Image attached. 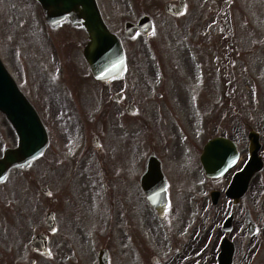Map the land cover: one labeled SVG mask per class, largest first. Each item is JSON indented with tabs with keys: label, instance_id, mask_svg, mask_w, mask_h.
<instances>
[{
	"label": "flooded vegetation",
	"instance_id": "flooded-vegetation-1",
	"mask_svg": "<svg viewBox=\"0 0 264 264\" xmlns=\"http://www.w3.org/2000/svg\"><path fill=\"white\" fill-rule=\"evenodd\" d=\"M245 2L247 5L242 0H168L164 11L177 19L176 39L174 28L168 26L165 43L161 44L163 56L155 47L159 42L142 43L149 49H155L150 71L141 73L144 75L142 78L145 81L154 78L153 86L158 88L155 92L158 97L165 96L169 102L177 98V106L173 100L170 107L178 108V121L167 128L168 133L172 129L177 135L171 140L167 136L174 143V152L162 153L159 144L151 145V151L159 157L168 181L170 200L166 206L148 201L122 208L121 203H117V148H114V153H108L105 142L110 123H101L100 116L106 109L109 116H116L120 108L127 111L133 102L127 98L133 90L130 82L120 86L117 95V92L106 90V85L110 87L115 79L107 83L91 74L92 79L103 86L101 90L84 95L86 99L83 102L77 87L87 84L85 72L81 76L71 73L70 65L73 60L78 65L85 63L91 72L85 58L88 33L70 22L60 24L83 31L81 39L71 45L66 58L63 57L65 50L61 49L56 38L52 45L45 39L50 44L57 71L50 73L45 82L38 80L34 90L31 87L27 90L23 80L19 82L40 113L50 142L39 159L28 167L13 168L7 180L0 183V264H221L219 256L222 254L223 259L224 253V264H264V201L260 206L256 205L255 196L249 201L248 190L235 204V198L226 194L234 175L246 165L248 155L243 157L241 153L236 166L221 177L208 176L200 161L203 150L200 141L205 145L219 135L211 134L218 129L214 126L218 110H222V105L218 106V97L228 98L235 92L240 93L235 84L243 87L244 82L253 81V64L259 70L256 76L264 69V62L262 67V58L258 55L259 48H245L254 45L255 36L264 35L263 4L262 1L255 4L254 0ZM143 3L144 0H117V16L138 19L148 15L155 25L161 8L158 0H150L148 5ZM172 5L178 6V13L167 10ZM255 22L263 26L254 28L251 36L249 27L253 28L250 24ZM52 29L55 28H50L47 38L52 37ZM151 34L140 33L139 36L149 37ZM73 46L82 47L84 59L71 58ZM170 54L176 58L169 57ZM123 88L125 92L121 90ZM203 91L209 92L208 97L216 92L218 97L208 105L205 103L208 99L200 100ZM240 91L243 96L247 94L246 88ZM192 100L194 112L190 113L187 111ZM48 104H51L49 109ZM8 129L12 143H15L17 135ZM219 132L229 137L221 124ZM114 133L117 134L116 131ZM75 137L79 139L78 143ZM84 140L87 146L82 148ZM234 140L240 148L241 139ZM168 147L170 145L167 144L165 148ZM187 147L194 154L187 152ZM246 151H249V143ZM184 152L194 159L198 156V163L191 164L194 181L198 183V188H191L198 193L195 203L174 202L171 197L177 191L184 193L185 185H172L165 164L169 157H174L183 167L181 158ZM112 157L116 159L112 160ZM45 159L50 164V172L54 173L48 194L40 185L41 179L37 174L26 175L35 164ZM57 161L65 165L61 178L56 172ZM139 163L143 166L138 176L140 181L147 162L144 159L136 165ZM81 169L82 179L77 182ZM8 180L10 185L3 186ZM77 184L80 187L75 193L73 189ZM36 188L49 196L48 203L42 202ZM214 190L221 192L220 203H228L227 217L232 216L228 228H225V220L219 218L223 212L217 213L210 206ZM93 204H97L99 209ZM158 208L163 210V214ZM48 213L50 228L46 222ZM38 236L44 238V242L34 243ZM225 238L227 241L223 247Z\"/></svg>",
	"mask_w": 264,
	"mask_h": 264
},
{
	"label": "rangeland",
	"instance_id": "rangeland-1",
	"mask_svg": "<svg viewBox=\"0 0 264 264\" xmlns=\"http://www.w3.org/2000/svg\"><path fill=\"white\" fill-rule=\"evenodd\" d=\"M99 1L108 24L114 31H117V33L122 35V23L125 18L117 16V0ZM167 1L168 0H158V4L161 7H159L160 10L158 9L160 14L155 20V29L149 37H142L138 35L133 39L125 40V45L130 59V69L128 73L124 75V78L120 79L121 82H119V80H115L112 82L110 87L106 85L107 91L112 90L113 93L116 91L118 93L120 86H124L127 81H129L133 90L129 93L127 98H130V100L137 102L138 104V110L134 114L127 113L124 108H117L120 112L117 111L116 116L113 114L109 116L107 109L100 116L101 123H110L108 126L110 131L105 142L108 153H114V148H117V203L120 202L122 208H127L133 203L135 207V205L147 201L142 193L138 179L143 166L140 165V163L139 165H136V162L141 161L142 158L144 159V157L150 153L151 145L153 143L159 144L160 152L162 153H166L167 151L169 153L174 152L172 151L174 143L169 141V139L171 140L176 138L177 135L176 133L174 135V130L172 129H170L168 133L167 128L170 124L178 121L176 114L178 108L170 107L172 102L174 103L177 98H174L172 99V102H169V99L165 96L158 97L155 93L158 88L157 86L155 87V85L153 86L154 78H149L148 81H145V78H142L144 77V73L147 74L148 71H150L149 65L152 62V58H154L153 52L155 51V49H149L147 45L145 47L142 43H149L153 41L155 44L159 42L160 44H156L157 46L155 47L159 48V52L161 53L162 46L165 43L166 30L168 26H172L174 28L173 35L175 39L177 36V19L167 15L164 11V5ZM242 1L245 5H247L245 1L249 0ZM254 1L255 4L258 1H262L264 12V0ZM143 4H150V0H144ZM39 12V7L35 0H0V52L2 58L16 79L26 82L27 90H30L31 88L34 90L37 86L38 80L45 82L50 73H53L55 70L57 71V66L55 67L54 65V55L50 52V44H53L55 38L61 49L65 50V55L63 57L66 58L67 56L69 57L71 45L81 39V33L83 32L81 29L72 28L67 24H65V26L59 25L55 29L51 30L52 37L47 38L44 31V17L40 18ZM41 15H43L42 12ZM250 26H254L253 28L249 27V34L253 36L252 33L254 28L261 29L263 24L261 25L258 22H255V24L251 23ZM45 39L48 40L50 44ZM263 40L264 35H260L259 38L257 35L255 36V42H253L254 45L245 47L249 50H252L256 46L259 48L258 55L262 58L260 59L262 67L264 62ZM72 49V59H84L81 53L82 47L81 49H78L73 46ZM129 51L131 54H129ZM250 56L255 57V54H251ZM169 57L176 58L173 54H170ZM253 61L255 62V60ZM252 67H255V77H252L253 81H247V84L244 82L243 87L235 84V87H238L240 93L235 92L234 95L232 94L227 99L226 104L223 105V109L221 112L219 111L220 113H218L216 124L214 126V128L217 126L218 129L216 132H211L212 135L222 134L219 132L221 124L223 126V131L226 130L230 137L241 139L239 149L242 151L243 157H245L248 153L246 151L249 143L248 133L252 129L262 133V141L264 144V69H262V72L256 76L259 73L258 67L255 64H253ZM70 68L72 69L71 73H78L79 76L85 72L84 76H86L85 80L87 81V84L84 85L82 83L77 87V91L80 96H83L81 98L83 102H85L86 99L84 95L86 96V94L89 95V93H92L97 89H102L103 84H98L97 81L92 79L91 72L88 70L85 63H80V65H78L77 62L73 60V64L70 65ZM157 85L159 87V84ZM252 85L254 86L253 88ZM248 86L251 87V89H249ZM241 88H246L247 94L249 93L248 96H246L247 94L244 96L241 95ZM83 91L84 94L82 95ZM252 91L253 94H251ZM203 92L204 93L201 94L200 100L203 102L208 99L205 102L208 105L211 104L210 101L212 102L218 97H216V92L211 94V97H208L209 92ZM193 101L194 100L189 102L187 112H194V110H192V106H194ZM174 104H176V101ZM201 104L202 108H205L204 104ZM50 105L51 104H48V109ZM80 115L82 114L80 113ZM6 122L8 123L6 118L1 116L0 150L5 146V144H12L10 131L8 129L9 127ZM96 124L97 123L90 124V127H94ZM115 131L117 134L114 133ZM75 136L78 135L75 134ZM167 136L170 138L167 139ZM75 139L77 141L76 143H78L79 139H77V137H75ZM167 144L170 145L168 149L165 148ZM0 152L2 153V150ZM192 154L194 153L192 152ZM111 159L115 160L116 158L112 157ZM181 159L183 161V167L180 166V163L174 157H169L165 164V169L172 181V185H185L184 193H178L177 191L171 195L172 201L195 203L198 201V193H194L191 188H198V183L196 184L194 181L196 178L191 164H197L198 159L197 157L194 159L191 155H185V152L183 153ZM47 161L48 159L40 161L35 164L30 172L26 173V175H29L30 173H35V175L37 174L41 179L40 185L43 186H49V182L54 181L52 180L54 173L50 172V164ZM57 166L58 168L56 172L57 174L59 172L58 177L61 178L63 172L62 170L64 169L65 171V165L62 161H57ZM82 171L83 170L81 169L77 182H80L82 179ZM78 184L73 189V192L75 193L77 192V187H80ZM9 185L10 180H8V182L3 186ZM38 190V188L35 189L36 193L41 196L42 202L45 204L48 203L49 196L42 192L40 193V191L38 192ZM247 195L250 197L249 201H252L253 196H255L256 205L258 206L261 205V201H264V170L255 175ZM227 204L228 203L221 202L216 207L213 205L211 206L217 213L222 211L223 213L219 218H224L228 213L229 206ZM252 205L253 202H251V206ZM93 207L99 209L97 204H93ZM43 208L47 209L44 204ZM259 216L261 217V213Z\"/></svg>",
	"mask_w": 264,
	"mask_h": 264
},
{
	"label": "water",
	"instance_id": "water-1",
	"mask_svg": "<svg viewBox=\"0 0 264 264\" xmlns=\"http://www.w3.org/2000/svg\"><path fill=\"white\" fill-rule=\"evenodd\" d=\"M45 8L48 19L51 21L71 20L74 24L83 25L89 32L90 41L86 47L85 55L89 60L93 73L102 79L119 77L125 69V53L121 38L113 33L104 21L97 6L96 0H40ZM151 27L150 22H144ZM136 29L131 21L125 23V31L129 36L135 34ZM151 30V29H149ZM0 110L7 113L15 127L19 131L30 132L22 145L16 149H8L5 156L0 158V182L3 181L13 166H24L34 157L38 156L46 144V139L32 134L43 131L40 119L34 108L26 100L25 96L17 87L11 75L4 68L0 60ZM252 160L248 171L244 174V189H247L252 176L262 168V160L257 155L259 144L258 137L251 136ZM255 140V141H253ZM232 145V142H229ZM234 145V144H233ZM223 147L227 151H223ZM209 155L214 162H218L223 155L230 158L232 165L236 158V148L232 150L222 140H215L208 146ZM227 161V160H226ZM156 158L150 157L149 181L159 179L161 176L160 166L156 165ZM149 197L153 194L149 191L147 183H143Z\"/></svg>",
	"mask_w": 264,
	"mask_h": 264
}]
</instances>
